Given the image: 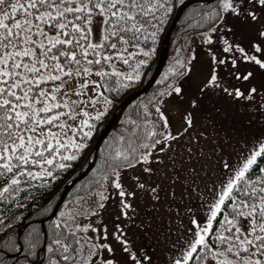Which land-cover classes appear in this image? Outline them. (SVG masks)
Segmentation results:
<instances>
[{"label":"snow or ice","instance_id":"1","mask_svg":"<svg viewBox=\"0 0 264 264\" xmlns=\"http://www.w3.org/2000/svg\"><path fill=\"white\" fill-rule=\"evenodd\" d=\"M170 10L168 0H148L147 4L145 0H0V177L3 178L0 200L9 191L15 194L18 184H27L20 179L25 173L33 180L45 175L54 180L55 172L68 166L63 161L75 159L74 153L86 146L82 141L92 135L95 122L104 116L97 105L106 109L113 92L132 87L140 80L141 69L151 55L150 40L155 38ZM233 20L253 31L247 47L238 38L232 41L226 38L234 31ZM94 25L101 31L94 34ZM203 39L208 55L199 70L206 74L200 82L199 95L189 100L192 108L199 107L209 91L223 92L235 100L250 101L252 114L258 112L264 123V83L259 88L253 83L241 91L234 85L221 87L219 74L223 68L228 77L245 83L252 78L253 68L264 76V0H217ZM129 45L137 48L143 58L138 60L135 70L119 71L116 62L128 65V58L136 55L127 51ZM179 54L177 49L178 58L168 68L150 105L160 130L148 131L146 135L150 139L142 146L137 144L129 152L117 150L115 164L109 165L116 178L110 179L112 187L105 190L118 193L116 207L121 215L127 216L131 207L128 198L135 199L138 192L150 193L155 203L161 200L159 183L136 175L130 178L131 185L126 188L123 172L117 169L139 168L151 177L153 157L157 164H162L161 157L172 149V125L163 105L183 96L180 80L186 70L187 73L194 70L196 60L195 54L183 59ZM241 62L244 68L236 70ZM93 73L98 79H91ZM72 75L77 79L84 77L76 92L83 99L74 104L67 99L72 89L57 83ZM61 89H67V93L63 104H57ZM82 105H89L91 112ZM61 108L68 111L61 112ZM176 110L180 111L178 107ZM69 113L74 121L77 116L83 117L73 124L71 140L66 132L55 131L57 122ZM144 122L147 123L146 118ZM192 122L190 111L181 118L182 126H191ZM58 126L68 128L62 123ZM132 131L135 134L138 129ZM182 136L177 130V138ZM139 139L143 141L144 137ZM68 148L71 152L66 151ZM258 157L264 158V132L255 138L252 148L245 147L237 164L225 160L220 165L221 179L202 197L203 216L197 219L192 215L190 225L194 227L189 229L178 254L169 257L168 264H193V257H197L195 264H264V167L258 164ZM176 163L186 174L183 177L186 193L187 184H195V180L189 181L196 167L192 165L191 150L188 155L191 170L180 161ZM163 175L172 180L173 188L181 179L175 165L171 173ZM175 194V191L166 192L165 202L169 196L174 200ZM99 196L105 203L97 201L91 207L92 216L101 218L95 226L90 221L80 223L84 217L77 209L61 229L63 242L53 241L58 251L50 253L54 257L50 264H121L117 250L123 264H152L151 255L127 238L122 222L112 221L109 229L102 218L109 197L103 192ZM89 232L97 239L88 235Z\"/></svg>","mask_w":264,"mask_h":264},{"label":"rangeland","instance_id":"2","mask_svg":"<svg viewBox=\"0 0 264 264\" xmlns=\"http://www.w3.org/2000/svg\"><path fill=\"white\" fill-rule=\"evenodd\" d=\"M234 25L233 33L229 34L226 38L232 41L234 38L240 39L244 46L247 47L248 41L254 36L253 31L247 26L241 24L238 20L231 21ZM94 34L100 31V28L94 25ZM204 35L191 37L188 41L187 55L191 57L193 54L196 56L194 70L191 73L185 74L181 78L180 83L184 88V94L181 97L173 98L164 104V109L168 113L171 121V129L173 137L172 149L166 151L165 155L161 157L162 164H157L155 157L152 159L153 173L151 177L142 173L141 169L133 168L131 171H124L123 169L117 170L123 172L124 186L127 188L131 185V177L139 175L143 180H151L159 183L161 200L159 203H155L150 199V193L138 192L135 199L129 197L128 200L131 203V207L128 209L127 216L118 213L116 204L118 203V193L106 191L105 188L112 187L109 183L110 179L116 177L111 174H107L98 186L97 189L92 190L86 194L75 196L67 199L63 203L59 210L57 220L65 227V221L76 212L80 210L84 219L79 220L80 223L91 222L93 226L96 224V220L101 217L92 216V205L97 201L101 204L105 202L100 200L99 193L103 192L109 199L104 207L102 214L103 220L109 224L111 228V222L119 220L125 225L127 238L130 239L134 246L144 248L148 254L152 257V264H168L170 256L178 254L181 246L184 244L185 239L188 237L189 229L194 227L190 225V219L195 214L197 219L203 216V209L201 208L202 197L208 195L207 190L213 188V186L221 179L223 169L220 165L227 160L231 165L237 164L240 158L241 152L245 147L252 148L253 141L261 133L264 132V123L261 122V117L257 112L252 114L250 109L251 102H245L235 100L224 95L223 92L209 91L199 103V107L192 108L189 103L190 98L193 95L198 94V88L204 75L206 74L201 69L204 61L207 59L208 47L203 39ZM222 42V41H219ZM215 47V45H213ZM119 50V49H118ZM128 52H134L139 54V50L129 45ZM231 55V53H229ZM134 56V55H133ZM132 57V56H131ZM231 68V66H229ZM244 68L241 62L236 70H242ZM199 70V71H198ZM252 78L245 83L243 80H235L228 77L227 71L223 68L220 69L221 87L225 84L238 87L241 91L248 88L249 85L255 83L257 88L261 83H264V76H262L258 70L252 69ZM91 79L95 80L98 77L95 73L92 74ZM84 77L80 79L72 77L63 79L57 83L66 84L72 89V92L67 93V89H61L57 94V104H63L65 93H67V99L71 102L83 99L78 97L76 92L78 91L77 85L83 84ZM88 87H91L89 85ZM50 89V86H49ZM160 89L152 91L146 97L145 111L149 117L157 123V116L150 107L153 97L158 93ZM100 103L103 101L98 97ZM259 102V100H257ZM72 105H70L71 107ZM87 107L91 112L89 105H82ZM177 107L180 109L177 112ZM76 112L78 108L74 109ZM97 110L106 111L97 105ZM68 111L67 108H61V112ZM191 112L193 122L191 126H182L181 118L187 115V112ZM82 116H77L74 121L72 114L69 113L67 117H62L59 124H67V129H61L58 127L55 131L66 132L69 140L72 139L71 128L74 123H78ZM158 124V123H157ZM159 126V124H158ZM177 130L182 133V138H177ZM63 139V136L60 137ZM189 149L192 153V165H195V172L191 173L189 181L195 180L193 185L191 182L187 184V192H184L185 181L183 177L186 175L181 169L180 165L176 163L180 161L189 167L188 155ZM246 155V153H245ZM173 165L177 171H180L181 179L179 183L173 188L172 180L166 179L163 175L164 172L171 173ZM160 169L161 171H156ZM103 186V187H102ZM155 186V185H153ZM175 191L174 200L172 197H168V202H165V195ZM189 209L192 211L189 212ZM61 214L63 219H61ZM149 221L151 222L149 224ZM143 223V227L141 224ZM103 228V225L101 226ZM88 235L94 239V233L89 232ZM102 239V236L100 237ZM115 247V244L113 245ZM117 258L123 264V257L117 250Z\"/></svg>","mask_w":264,"mask_h":264},{"label":"trees","instance_id":"3","mask_svg":"<svg viewBox=\"0 0 264 264\" xmlns=\"http://www.w3.org/2000/svg\"><path fill=\"white\" fill-rule=\"evenodd\" d=\"M182 1L183 0H168L169 4H171V10L167 13V19L164 21L163 25L158 28L155 38L150 40L149 46L152 51L148 58V63L141 69L140 80L135 81L132 87H122L119 92H113L109 96L111 103L107 106L103 118L95 122L92 135L82 141L86 146L74 153L75 159L71 161L64 160L63 162L68 166L56 171L54 180L48 179L46 175L42 178H35L33 180L32 177H29L25 173L20 179L27 181V184H18L15 186L17 189L15 194L9 191L4 195L3 199L0 200V264H32L31 261L37 259V252L42 246L43 235L40 225L38 223H32V221L41 220L50 214L60 195L62 186L68 180L75 177L77 173L86 166L89 160L88 155L90 150L101 128L107 123L111 113L128 94L139 89L148 80L156 64L161 39L171 21L176 7ZM147 2L148 0H145V4H147ZM216 3L217 1L211 3H194L184 10L170 35L167 60L159 77L146 94L139 96L124 110L119 122L112 128L101 143L93 168L84 179L73 187L68 193L65 201L77 195L80 196L97 189L105 176L110 173L109 165L115 164L114 153L117 150L129 152L137 144L142 146L145 141L150 139L146 135L148 131L156 133L160 130L158 124L155 123L145 111L146 97L152 91L160 89L159 84L161 80L165 78L168 68L173 66L174 59L178 58L177 49L180 50L179 58L183 59L189 57L186 51L188 41L191 37L206 34V25L211 19L212 9L215 7ZM140 58H143L140 54L129 57L130 64L128 65L122 62H116L118 70L123 72L135 70ZM72 77H75V75L64 77L63 79ZM104 95L107 96L108 94L105 93ZM138 117L140 119H137ZM145 118L147 119V123L144 122ZM134 121L135 123H133ZM58 127L57 122L55 130ZM133 129H138V131L133 134ZM141 136L144 137L143 141L139 139ZM76 139L79 140V134L76 135ZM66 151L71 152V148H68ZM61 159H63V157H61ZM258 164L264 167V158L258 157ZM29 167H31V165H29ZM12 174L15 175V173ZM10 178L11 177H8V179ZM2 179L3 178L0 177V180ZM2 186L3 183H0V187ZM57 216L58 212L52 220L45 224L47 240L44 258L41 264H50L54 258L50 253L58 251V249H55L53 241L61 239L63 242L64 237L61 234V229L64 228V226L57 220ZM26 223L29 224L23 230L20 238L23 247L21 256L18 258L7 257V254H14L17 251V230ZM42 256L43 255L40 254L39 259L42 258ZM196 258L197 257L192 258L193 264H195Z\"/></svg>","mask_w":264,"mask_h":264},{"label":"water","instance_id":"4","mask_svg":"<svg viewBox=\"0 0 264 264\" xmlns=\"http://www.w3.org/2000/svg\"><path fill=\"white\" fill-rule=\"evenodd\" d=\"M217 0H184L182 1L175 9V12L172 16V19L169 23L168 28L165 31V34L162 38L161 44H160V48H159V54H158V58L154 67V70L152 72V74L150 75V77L148 78V80L145 82V84L131 92L130 94H128L116 107V109L111 113V115L109 116V119L107 121V123L101 128L92 148L90 151V154L88 155L89 161L86 165V167L77 173V175L70 179L68 182H66L61 190V193L58 197V200L56 201L54 207L51 210V213L41 219L36 221L37 223L40 224L41 227V231L43 234V245L39 250V253H44L45 250V243H46V229H45V223L51 219L54 218V216L56 215V212L58 210V208L60 207V205L63 203L64 199L66 198L68 192L78 183L80 182L83 178H85L87 176V174L89 173V171L93 168L96 159H97V152L98 149L101 145V143L103 142V140L105 139V137L109 134V132L112 130V128L119 122L124 110L133 102L135 101L139 96L146 94L149 89L153 86V84L155 83L156 79L158 78V76L160 75L166 59H167V52H168V46H169V37L172 33V31L174 30V28L177 25V22L180 18V16L182 15V13L184 12V10L194 4V3H211ZM92 156V157H91ZM27 224H24L21 228H19L17 230V251L14 254H7V257L10 258H16L18 257L21 252H22V245L20 242V237L22 234L23 229L26 227ZM1 252V251H0ZM36 264H40L41 261L37 260L35 262Z\"/></svg>","mask_w":264,"mask_h":264},{"label":"bare ground","instance_id":"5","mask_svg":"<svg viewBox=\"0 0 264 264\" xmlns=\"http://www.w3.org/2000/svg\"><path fill=\"white\" fill-rule=\"evenodd\" d=\"M141 87H142V86H141ZM141 87H140V88H141ZM98 151H99V149H98ZM97 154H98V152H97Z\"/></svg>","mask_w":264,"mask_h":264}]
</instances>
